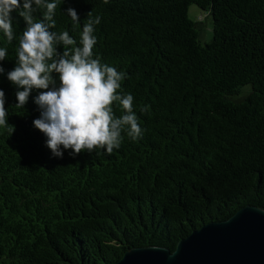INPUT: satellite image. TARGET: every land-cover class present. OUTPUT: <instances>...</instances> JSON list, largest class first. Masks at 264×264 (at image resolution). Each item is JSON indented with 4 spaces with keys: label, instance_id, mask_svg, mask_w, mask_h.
I'll return each instance as SVG.
<instances>
[{
    "label": "trees",
    "instance_id": "obj_1",
    "mask_svg": "<svg viewBox=\"0 0 264 264\" xmlns=\"http://www.w3.org/2000/svg\"><path fill=\"white\" fill-rule=\"evenodd\" d=\"M47 2L57 5L50 30L68 31L69 48L79 46L88 12L101 17L94 58L126 74L118 92L133 95L144 135L122 132L110 155L53 156L33 125L45 90L17 106L7 78L26 26L14 11L13 41L0 31V264H115L131 248L173 251L205 223L264 208V0ZM192 4L212 16L211 42H201ZM69 7L80 17L75 29ZM113 112L125 110L114 102Z\"/></svg>",
    "mask_w": 264,
    "mask_h": 264
},
{
    "label": "clouds",
    "instance_id": "obj_2",
    "mask_svg": "<svg viewBox=\"0 0 264 264\" xmlns=\"http://www.w3.org/2000/svg\"><path fill=\"white\" fill-rule=\"evenodd\" d=\"M56 7L55 2L47 0H23L22 4L21 0H0V31L9 43L15 36L12 13L18 12L26 23L19 40L16 66L7 72V78L17 87V106H24L34 89H44L34 98L40 116L33 125L46 135L53 156L62 158L68 149L73 156L82 150L110 155L120 148L122 132L133 141L144 135L133 110V95L118 92L126 74L101 63L99 56L94 58L97 38L93 33L101 17L92 18L91 11L88 12L79 46L69 48L76 41L68 31L50 30L55 28ZM41 8L46 9L43 18L35 20L34 14ZM66 12L75 29L80 20L77 10L69 7ZM59 45H63L62 53ZM6 57L7 49L0 48V61ZM4 72L0 65V73ZM5 101V91L0 89V126L6 124ZM114 102H119L125 110L119 118L113 112ZM139 110L146 113L150 106ZM14 130L10 129L11 133Z\"/></svg>",
    "mask_w": 264,
    "mask_h": 264
},
{
    "label": "water",
    "instance_id": "obj_3",
    "mask_svg": "<svg viewBox=\"0 0 264 264\" xmlns=\"http://www.w3.org/2000/svg\"><path fill=\"white\" fill-rule=\"evenodd\" d=\"M115 264H264V208L247 205L179 240L175 250L134 247Z\"/></svg>",
    "mask_w": 264,
    "mask_h": 264
},
{
    "label": "rangeland",
    "instance_id": "obj_4",
    "mask_svg": "<svg viewBox=\"0 0 264 264\" xmlns=\"http://www.w3.org/2000/svg\"><path fill=\"white\" fill-rule=\"evenodd\" d=\"M189 17L195 21H199L201 27L200 40L202 43L211 42L214 37V24L211 15L202 11L196 4H192L189 7ZM204 15L200 20V16Z\"/></svg>",
    "mask_w": 264,
    "mask_h": 264
}]
</instances>
